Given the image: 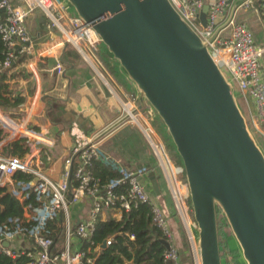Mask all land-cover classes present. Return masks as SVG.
I'll return each instance as SVG.
<instances>
[{
    "label": "water",
    "instance_id": "1",
    "mask_svg": "<svg viewBox=\"0 0 264 264\" xmlns=\"http://www.w3.org/2000/svg\"><path fill=\"white\" fill-rule=\"evenodd\" d=\"M67 3L92 25L106 55L136 86L139 105L132 114L148 104L165 125L182 160L200 263L222 264L219 209L245 263L264 264V153L207 43L169 0ZM207 9L200 13L203 26ZM128 117L106 128L97 141ZM149 176L158 195L155 175Z\"/></svg>",
    "mask_w": 264,
    "mask_h": 264
},
{
    "label": "built area",
    "instance_id": "2",
    "mask_svg": "<svg viewBox=\"0 0 264 264\" xmlns=\"http://www.w3.org/2000/svg\"><path fill=\"white\" fill-rule=\"evenodd\" d=\"M174 9L190 25V27L207 43L208 51L226 77L227 81L243 98L254 102L255 116L250 118L253 129L260 131L264 126V75L260 71V58L264 54V44L256 45L253 34L245 22L237 21L236 15L240 9L251 8L260 14L264 26V0H169ZM207 6L206 24L202 25L200 13ZM67 0H0V39L2 41V70H12L25 58L34 52L33 36L29 20L39 11L46 17V25L54 35L55 45L50 46L51 53L56 55L64 46L70 44L89 64L93 73L111 92V76L97 57V45L101 38L90 23L79 17H71L67 10ZM62 71L59 57H56L54 68ZM109 75V76H108ZM109 77V81L108 78ZM125 107L126 115L134 118L133 110ZM145 125L141 129L149 141L154 156L164 161V146L160 140L152 138L153 129L148 122L154 115L152 108L144 112ZM253 115V114H252ZM124 117V116H123ZM128 117V118H129ZM261 124V125H260ZM150 125V126H149ZM260 125V126H259ZM0 149L17 138H25L26 152L23 157L5 155L0 150V187L8 189L19 201L29 202L23 208V216L27 222L34 224L28 228H20L15 235L2 234L3 240L16 236L33 239L42 249L34 251H14L0 244V253L15 258L26 254L31 258L29 264H94L95 256L112 244L113 236H108L100 245L91 249L83 248L89 241L96 227V219L103 209L117 208L129 211L140 204H148L151 208L153 221L164 234V241L169 244L166 248L164 264H182L179 250L173 242L168 219L167 206H162L146 188L144 170L127 171L116 167L119 172H125L124 179L103 182L101 177L94 174L92 167L95 161L101 163L107 160L100 152V142L95 136L84 137L74 142L63 159L62 171L57 182H53L44 172V166L52 162V157L45 151L53 145L48 138V131L25 125H17L0 114ZM264 136V135H263ZM160 167V166H159ZM17 172L33 177L29 182L13 178ZM126 184L118 189V185ZM174 206L177 215L183 223L186 222L181 199L172 190ZM90 199L87 216L78 225L70 224L69 209L83 199ZM61 213L65 222V244L62 250L52 251L50 240L43 238L40 231L48 218ZM128 235L134 240V236ZM78 240L75 250L71 249V238ZM1 240V242L3 241ZM33 245L31 244V250ZM29 249V250H30ZM125 262L124 264H126ZM197 264V261L195 262Z\"/></svg>",
    "mask_w": 264,
    "mask_h": 264
},
{
    "label": "crops",
    "instance_id": "3",
    "mask_svg": "<svg viewBox=\"0 0 264 264\" xmlns=\"http://www.w3.org/2000/svg\"><path fill=\"white\" fill-rule=\"evenodd\" d=\"M253 9L248 8L242 11L238 19L248 25L253 34V38H255V44L262 45L264 44V26L260 14ZM46 22V17L39 11L35 12L29 20V27L31 28V34L33 36L34 52L31 56H28V59L24 58L20 64L12 70H9L8 74L13 73L16 76L6 79L9 90L12 91V96H21L24 100L17 107L10 110L0 109V114L10 120L16 121L17 125H25L35 128L37 131L41 129H46L48 131V138L51 139L53 145L49 148H45V151L47 155L49 154L52 157V162L45 165L44 169L51 173H57V177L60 178L63 159L67 155L68 150L72 147L71 145L76 142V140H74L75 138L67 135V130L71 123L76 122V120L79 119L78 116H80L82 112H88L89 110L91 113L88 114L89 118L85 121L88 126L85 128L86 132L82 133L85 136L87 132L94 129L99 130L107 128L115 123L117 121V107L119 106L116 105L118 104V100L115 99L116 97L111 94L109 89L95 76L92 71L93 69L88 63L84 62L82 58L81 60L71 58H68L66 61L63 60L65 57L64 51L67 46H64L56 55L51 53V49L49 48L55 45L53 41L54 34L48 30ZM56 57L60 58L62 64V71L60 73L53 69L56 64ZM118 67L120 69L118 73H120L123 79L122 83L128 88L126 89L120 84L115 77H111V79H113L120 88L128 92L131 90V85L134 84L126 77L119 64ZM260 71L264 75V54L260 58ZM114 81H112V83L115 84ZM127 82L130 83V87L126 84ZM134 87L136 88L135 85ZM131 94L132 97H137L138 99L137 89L135 92L132 91ZM88 100H91V103L94 105L93 111L84 103V101ZM243 102L249 119L252 116L256 117L253 100L244 98ZM114 139L116 144L106 145ZM102 140L100 145L103 146L104 144L106 151L120 158L122 161L116 163V161L110 158L104 160L103 163L108 165L111 169H116V167L120 166L133 168L134 171V166L143 165L144 162H140V160L143 159L146 161L144 163L145 166H154V163L150 160L153 159L150 155V151L147 152L149 149L143 148L139 143V145L136 144L137 141L130 136L129 129L124 126V123L114 128V130L104 136ZM5 146H7V144L2 146L0 149L1 152H3ZM140 152L143 157L138 158L137 155L140 154ZM149 175L150 174L145 177L147 191L154 199H158L166 186L164 174L160 181L156 179L159 187L158 195L155 194L152 188ZM161 184L163 185L162 188ZM89 207L90 199L88 198L72 205L69 209L70 224L72 226L78 225L77 217L79 222L81 219L85 218ZM173 208H175L174 205ZM173 208L171 206V211H173ZM171 211L168 209V224L172 232L173 242L179 250L181 261L183 257V264H187L185 256L189 254L195 264L197 259L196 238L192 232V228L188 221L185 223L178 221L177 213ZM100 218L102 220H107L109 218L119 220L121 218V213L116 209H108L107 212H102ZM185 239L187 247L184 249L182 245ZM1 240H3V238L0 237V244L14 251L29 250L32 244L30 240L20 236L3 240L2 242ZM6 242H8V245H6ZM70 242L71 249L75 250L78 246V240L72 237ZM126 264H131V262H127Z\"/></svg>",
    "mask_w": 264,
    "mask_h": 264
},
{
    "label": "trees",
    "instance_id": "4",
    "mask_svg": "<svg viewBox=\"0 0 264 264\" xmlns=\"http://www.w3.org/2000/svg\"><path fill=\"white\" fill-rule=\"evenodd\" d=\"M2 49L3 46L0 39V60L2 58ZM64 56V61H66L68 58L81 60L79 53L70 44H68L65 48ZM99 60L106 68V71L110 74V76L114 78V74L118 72L116 70L118 62L110 60L106 56L105 51L103 53V59L101 60L99 58ZM8 72L9 70H2L0 67L1 110H10L15 108L24 100L21 96H12V91L9 90V85L6 82V79L16 75L13 73L8 74ZM152 121V126L155 132L160 136L170 162L174 167L181 168L182 177H184L185 180V172L182 165V160L176 152L175 146L167 133L165 125L157 115ZM24 141L25 138L22 137L11 141L9 144H7V146L4 147L3 154L23 157L26 152ZM123 168L127 171H133V168ZM92 170L94 174L101 177L103 182H109L110 180L114 179H124L125 177V172H119L116 169H111L108 165L99 161H95L93 163ZM145 170L147 172H152L158 181L162 179L163 174L159 165L156 164L155 166H146ZM13 178L22 182H29L33 179L31 175L21 172L15 173ZM125 187L126 184L117 186L118 189ZM28 202V200H25L22 203L19 202L8 189L0 187V232L2 234L15 235L20 228H28L33 226L34 222H27L23 216V208ZM186 203L190 209V212L192 213L189 196H187ZM108 209H116L119 211L121 213V218L119 220L114 218L102 220L100 215H98L96 219V227L90 240L85 241L83 244L84 249L87 247L93 249V247L100 245L108 236H113L112 244L102 249L98 255L95 256L94 264H124L125 262H131V264H164L163 255L166 250L163 244V240L165 239L164 234L154 223L151 208L148 204H140L137 207H132L129 211H120L117 208ZM104 210L105 209H103L102 212ZM64 229L65 225L63 215L61 213H57L46 220L44 228L40 231V235L43 238L50 240L51 243L49 247H51L52 251H60L63 249L65 244ZM126 234L133 235L134 240L129 239L128 235ZM25 238L30 240L33 245L32 250H25V253L28 251H34L36 248L42 249L41 245L35 244L33 242V239L29 238L28 236ZM59 244H61L62 247H60ZM182 246L184 249L187 247L186 239ZM25 253L15 258H11L0 253V264H29L31 258Z\"/></svg>",
    "mask_w": 264,
    "mask_h": 264
},
{
    "label": "rangeland",
    "instance_id": "5",
    "mask_svg": "<svg viewBox=\"0 0 264 264\" xmlns=\"http://www.w3.org/2000/svg\"><path fill=\"white\" fill-rule=\"evenodd\" d=\"M246 9H240L237 12L236 15V20L239 21V15L242 11H245ZM67 13L71 16V17H78L75 9L69 5V8L67 10ZM255 40V38H254ZM37 45V44H35ZM105 51V46L103 45V43L101 42L100 44L97 45V50H96V54L97 57L100 58L101 60L103 59V53ZM114 61V60H112ZM112 63V62H111ZM113 64V63H112ZM116 70L119 72L120 69L118 66H116ZM106 71V70H105ZM107 72V71H106ZM117 72V73H118ZM114 74L115 79L122 84L126 89L128 88L125 84H123V79L120 76V73ZM109 76V75H108ZM97 77V75H96ZM109 80V77H107ZM112 81H114L113 79H111ZM109 80V81H111ZM115 82V81H114ZM110 85L112 86L111 89V94H113L118 101V104H116L117 106V118L116 120H119L120 118H122L123 116L126 115V111H125V107L127 106L128 108H130L131 110H133V108L135 107V109L138 108L139 105V101L137 99V97H132V91L135 92L136 88L134 87V85H131L130 87V83L127 82L126 84L131 88L130 91H125L124 89L120 88L117 83L115 82H109ZM131 92V93H130ZM234 95L236 97L238 106L244 116V118L246 119L248 128L251 132V134L253 135V137L255 138L256 142L260 145V147L262 148V150L264 151V138H263V134H264V126H260V131L261 132H257L255 129L252 128L251 123H250V119H249V115L247 114V111L245 109V105L243 102V97L238 93L237 91V87L235 86L234 88ZM111 97V96H110ZM112 98V97H111ZM84 103H86V105L93 111L94 109V105L91 103V100L88 101H84ZM134 106V107H131ZM149 105L145 104L144 107L141 110L136 111L135 113V117L134 118H128L125 122H124V126L127 127L129 129L130 132V136L137 141L136 144L137 145H142L143 148H147L149 149L147 152L150 151V155L153 159H150L153 163L154 166L157 164L160 166L163 174H164V180L166 183L165 188L162 190V195L159 196V201L158 199L155 198V200L157 202H159L162 206H167V209H169L171 211V206L173 208L174 205V199H173V194H172V190L175 191V193L177 194L178 198L181 199L183 208H184V216L186 221L189 222L191 228H192V232L195 235L196 238V261L197 264H201L200 263V256H199V243H198V230L196 227L195 222H193V218H192V213L190 212V209L186 203V199L188 196V187H187V183L184 180V177H182V170L181 168H176L172 165V163L169 160V157L167 156L166 152L164 153L163 157H164V161H160V159L156 158L154 156V153L152 152V150L150 149V145H149V141L147 140L146 136L144 135L143 131H142V125H145V115L143 114L144 112H146L149 109ZM151 108V107H150ZM80 111V110H77ZM154 111V110H153ZM91 112L88 110L85 112H82L79 117V119L76 120V122H72L71 125L68 127V136H71L72 138H75L74 140H77L78 142L81 141L82 139H84V137H90V136H95V138L97 139L103 132L104 130H106V128H102V129H94L90 132H87V135H83V132H86L85 128L88 126L87 123H85V121L89 118L88 114H90ZM155 115H153L151 117V119L149 120V118H147V122L148 124L150 123L152 129H153V134H152V138H154L155 140H160V143L162 144V140L160 139V136L155 132L154 128H153V118L156 116V113L154 112ZM75 116V115H74ZM91 120V119H90ZM115 120V121H116ZM152 122V123H151ZM142 124V125H141ZM149 125V126H150ZM108 128V127H107ZM66 134V133H65ZM101 141H103L101 139ZM139 143V144H138ZM114 145L116 144L115 139L108 142L106 145ZM135 145V142H134ZM163 145V144H162ZM138 147V146H137ZM134 151V150H133ZM100 152L103 156H105L106 158H110L114 161H116V163L118 162H122L120 158L113 156L112 154H110V152L106 151L104 148V144L103 146H101L100 148ZM138 158L139 157H143L142 153L140 152V154L137 155ZM150 157V158H151ZM145 158V157H144ZM147 158V157H146ZM140 162H146L144 159L140 160ZM141 165V166H134V170H144L145 169V165ZM43 172L53 181V182H57L58 181V177H57V173H51L48 170H43ZM151 172H148V174H150ZM147 174V175H148ZM161 183V182H160ZM162 184H161V188H162ZM108 209H105L103 211V213L107 212ZM171 212H176V209L173 208V211ZM102 213H100L99 215H101ZM178 221L182 222L180 217L178 216ZM217 226L219 227V248H220V255H221V262L225 263V264H246L241 256V251L236 243V241L234 240V237L232 236V231L227 223V221L225 220L224 214L219 210L217 213ZM60 247L61 244H59ZM186 263L187 264H194V260H192V257L187 254L186 256ZM182 264H183V257H182Z\"/></svg>",
    "mask_w": 264,
    "mask_h": 264
},
{
    "label": "bare ground",
    "instance_id": "6",
    "mask_svg": "<svg viewBox=\"0 0 264 264\" xmlns=\"http://www.w3.org/2000/svg\"><path fill=\"white\" fill-rule=\"evenodd\" d=\"M132 107V106H131ZM145 122V121H144Z\"/></svg>",
    "mask_w": 264,
    "mask_h": 264
}]
</instances>
